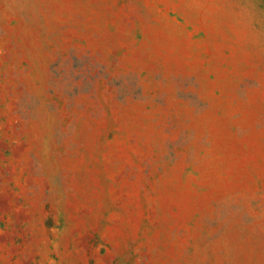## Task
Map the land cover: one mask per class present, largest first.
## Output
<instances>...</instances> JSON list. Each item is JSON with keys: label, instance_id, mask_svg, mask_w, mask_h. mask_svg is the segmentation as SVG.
Instances as JSON below:
<instances>
[{"label": "rangeland", "instance_id": "rangeland-1", "mask_svg": "<svg viewBox=\"0 0 264 264\" xmlns=\"http://www.w3.org/2000/svg\"><path fill=\"white\" fill-rule=\"evenodd\" d=\"M0 264H264V0H0Z\"/></svg>", "mask_w": 264, "mask_h": 264}]
</instances>
